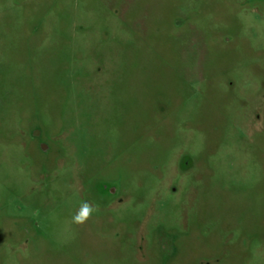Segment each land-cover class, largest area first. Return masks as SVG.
<instances>
[{"label":"rangeland","instance_id":"rangeland-1","mask_svg":"<svg viewBox=\"0 0 264 264\" xmlns=\"http://www.w3.org/2000/svg\"><path fill=\"white\" fill-rule=\"evenodd\" d=\"M0 264H264V0H0Z\"/></svg>","mask_w":264,"mask_h":264},{"label":"clouds","instance_id":"clouds-1","mask_svg":"<svg viewBox=\"0 0 264 264\" xmlns=\"http://www.w3.org/2000/svg\"><path fill=\"white\" fill-rule=\"evenodd\" d=\"M94 211H98V208L90 205L87 201L82 202L79 211L73 217V221L82 225L91 218Z\"/></svg>","mask_w":264,"mask_h":264}]
</instances>
